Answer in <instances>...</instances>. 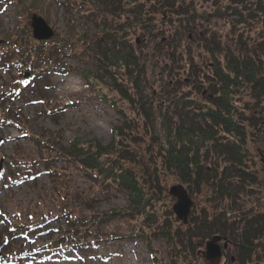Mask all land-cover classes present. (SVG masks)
<instances>
[{"label": "trees", "instance_id": "16d2710c", "mask_svg": "<svg viewBox=\"0 0 264 264\" xmlns=\"http://www.w3.org/2000/svg\"><path fill=\"white\" fill-rule=\"evenodd\" d=\"M63 3L68 12L76 8L83 18L93 19V37L71 34L35 40L25 25L22 33L8 36L11 39L0 46V66L27 70L30 80L46 79L55 68L64 71L59 65L66 49L76 60H90L95 72H82L88 95L120 117L106 144L73 139L57 150L56 157H42L60 200L68 192L61 186L65 170L92 183L78 194L91 210L82 214L62 206L66 228L55 241L83 247L110 234L143 240L151 263L165 264L151 243L157 239L166 246L171 264H197V241L219 235L231 246L233 255L226 257L230 264H264V212L245 208L246 196L264 189L247 146L253 137L259 141L264 137V0H99L93 8L85 0ZM33 6L24 7L37 11ZM212 19L222 21L223 29L206 26ZM191 29L214 62L204 70L196 63L195 56L200 55L195 50H179L174 42L184 31L188 37ZM142 33L157 38L158 50L167 44L169 50H163L167 62L160 74L181 64L180 72L192 83L170 92L172 96L164 92L158 100L160 113L152 109L143 86L150 54L137 45L136 36ZM21 84L17 91L29 86ZM2 113L6 116L0 121L14 119L8 110ZM156 122L161 138L154 136ZM147 134L153 170L142 164L132 147ZM55 159L64 168H57ZM164 174L174 176L189 196L206 189L215 204L211 213L193 210L186 223L178 220L166 199L172 196L165 191ZM113 193L122 194L126 204L92 210L90 201L94 203L98 194ZM111 220L124 223L126 232L103 231Z\"/></svg>", "mask_w": 264, "mask_h": 264}, {"label": "rangeland", "instance_id": "374dc122", "mask_svg": "<svg viewBox=\"0 0 264 264\" xmlns=\"http://www.w3.org/2000/svg\"><path fill=\"white\" fill-rule=\"evenodd\" d=\"M98 1L85 0L89 8L96 7ZM63 2L64 0H0V46L6 44V39H11L8 36L22 33L25 25L31 33L29 23L33 13L42 16L53 29L52 37L71 34H87L93 37V19L83 18L76 8H70L68 12ZM29 4L34 5L33 8L38 9V12L25 9L24 6ZM206 26L217 31L223 29L220 20L212 19ZM185 32L173 40L179 50L191 47L200 55L195 56L200 69L211 67L214 62L205 53L204 41L195 36L192 29L188 31V37ZM156 39L148 33L136 36L137 45L150 54L145 63V94L149 96L152 109L160 113L158 100L163 98L164 92L170 94L177 89L190 88L192 83L186 79L183 71L180 72L181 64L172 66V72L169 74H160L166 61L163 50L169 49L167 44L163 43L164 48L158 50ZM60 57L59 66L64 71L55 68L48 73V78L42 79L39 76L35 81L33 78L30 80L31 73L27 70L24 73V70L18 71L15 67L0 66V118L6 116L2 113L6 110L14 117L11 120L6 119L5 122L0 121V264H152L143 240L113 238L110 234L106 236V240L94 241L83 247L61 246L55 241L57 233L66 228L65 215L61 213L62 206L82 214H88L91 210L83 202L82 195L78 194L92 183L76 171L65 170L67 173L62 178L61 186L68 192L65 198L60 200V195H55L50 177L44 170L42 157H56L57 150L73 139L96 140L106 144L110 139L112 126L120 122V117L107 104L88 95L82 72H95L91 61L76 60L69 56L67 49ZM66 76L74 80L69 84L70 89L61 88V85L67 83ZM101 79L108 82L102 75ZM33 82L38 85L33 87ZM21 83L29 86L17 91L16 85ZM203 96L196 97L204 98ZM154 133L156 138H161L157 122ZM142 138V142L132 145L133 152L142 164L146 166L148 163L151 167L154 162L150 154V147H153L150 145V135H142ZM253 138L254 141L247 142L249 158L251 157L255 164L258 177L264 179V137L261 141ZM144 154L147 156L144 157ZM54 162L57 168H64L60 166L61 161ZM162 182L166 193L171 185L181 184L170 174H164ZM190 198L191 212L204 209L211 213L212 207L215 206L210 202L206 189ZM166 199L170 206L175 202L174 197ZM245 199L246 203L248 202L246 209L264 212L263 188ZM125 204L124 196L119 193L109 196L98 194L94 203L90 201L93 211H105ZM230 214L226 212V216ZM102 230L114 231L116 235L126 232L124 223H117L116 220H111ZM151 243L159 251L165 264H171L164 243L157 239ZM197 243L200 246L197 264H211L202 254L205 242ZM230 247L228 244L222 249L220 260L214 264H230L226 260L227 256L233 255L232 251H229Z\"/></svg>", "mask_w": 264, "mask_h": 264}, {"label": "water", "instance_id": "95a60500", "mask_svg": "<svg viewBox=\"0 0 264 264\" xmlns=\"http://www.w3.org/2000/svg\"><path fill=\"white\" fill-rule=\"evenodd\" d=\"M29 26L32 37L35 40H48L53 36V29L42 16L36 13L31 15ZM1 42L2 40H0ZM168 194L175 198V202L171 206L173 214L178 220L186 223L192 207V200L186 189L182 184H174L169 187ZM227 245L228 242L221 236L214 235L205 241L204 251L202 252L203 257L211 264H214L220 260L222 249H225Z\"/></svg>", "mask_w": 264, "mask_h": 264}, {"label": "bare ground", "instance_id": "6f19581e", "mask_svg": "<svg viewBox=\"0 0 264 264\" xmlns=\"http://www.w3.org/2000/svg\"><path fill=\"white\" fill-rule=\"evenodd\" d=\"M65 78H66L67 83L65 85H61V88L62 89H65V88L70 89L71 86L69 84L72 83L74 80H73V78L67 77V76Z\"/></svg>", "mask_w": 264, "mask_h": 264}, {"label": "flooded vegetation", "instance_id": "af4514ba", "mask_svg": "<svg viewBox=\"0 0 264 264\" xmlns=\"http://www.w3.org/2000/svg\"><path fill=\"white\" fill-rule=\"evenodd\" d=\"M220 243H222V241H220Z\"/></svg>", "mask_w": 264, "mask_h": 264}]
</instances>
